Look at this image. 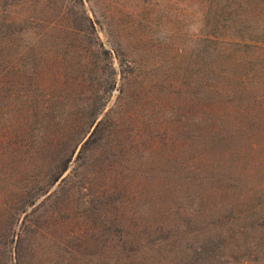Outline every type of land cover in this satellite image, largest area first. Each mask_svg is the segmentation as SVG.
<instances>
[{
    "label": "trees",
    "instance_id": "16d2710c",
    "mask_svg": "<svg viewBox=\"0 0 264 264\" xmlns=\"http://www.w3.org/2000/svg\"><path fill=\"white\" fill-rule=\"evenodd\" d=\"M77 4L84 2L0 0V258L6 264H264L263 239L246 236L245 244L238 234L264 229V54H221L213 73L190 67L196 71L184 86L179 80L171 86L166 75L170 85L157 95L160 66L144 77L142 64L120 58L116 65L121 48L105 47L95 21L78 19ZM118 75L121 99L104 112ZM196 76L207 81L196 85ZM130 103L147 118L162 111L157 140L151 139L160 159L153 191L152 145L141 136L135 149L143 158L135 193L145 196L143 204L113 214L88 209L87 202L82 209L62 186L48 194L68 177L74 157L88 162L100 151L108 157L98 158L99 170L116 163L125 137L140 135L128 130L132 116L123 118ZM162 194L166 200L157 204ZM76 207L82 215L73 214Z\"/></svg>",
    "mask_w": 264,
    "mask_h": 264
},
{
    "label": "rangeland",
    "instance_id": "374dc122",
    "mask_svg": "<svg viewBox=\"0 0 264 264\" xmlns=\"http://www.w3.org/2000/svg\"><path fill=\"white\" fill-rule=\"evenodd\" d=\"M83 2L84 5L77 4L75 8L78 19L86 22L84 17L92 18L96 24V34L105 47L114 50L121 48L120 55L114 54L116 65L120 58L125 65L142 64L144 77V74L148 75L149 67L160 66L157 69L158 80H163V83L157 88V95L162 96L163 91H166L164 85L173 86V81L179 80L177 83L179 86L186 85L191 80L192 73L196 71L190 67L201 70L212 67V73L215 72L216 68L222 65L221 54L249 56L264 54V0H83ZM48 42L53 41L49 38ZM126 44L130 47H125ZM70 49L74 50L72 47ZM203 57H209L207 64L204 63ZM166 75H170L168 79L172 83L166 81L168 80ZM196 77L197 80L192 79L196 85L197 81L201 83L207 81L201 76ZM120 78L121 76L118 75V86L113 92L107 93L108 102L104 112L115 107L121 99ZM127 83L126 88L132 92L137 83L134 80ZM172 104L169 100L168 108L172 107ZM125 108L127 111L123 118L132 116L128 130L133 127L134 132L132 129L131 132L140 135L130 140L129 136L125 137L124 153L114 158L116 163L110 169L108 163L105 168L99 170L96 167L97 162H100L98 158L105 156L100 151L94 153L93 159L88 162L83 159L78 161L74 157L70 169L65 174L68 177L58 182L48 194L62 186L61 188L64 187L62 192L67 193L73 200L77 199L78 202L81 200L82 209L87 202L88 209L104 208L113 214L118 211L119 214H124L143 204L145 196H141L143 198L141 199L135 194L141 185L142 175L139 167L143 158L137 156L135 149L137 144H141V136L145 137L146 141H143L146 142L145 145H152L148 163L153 170L149 172L148 181L155 185L148 187V190L153 191L159 184L157 170L154 169L159 168L160 159L156 151L154 152L151 139L157 140V133L160 130L158 122L162 111L158 109L151 111L150 117L147 118L146 111L140 112L139 106L136 107L133 103ZM169 119L173 121V117L170 116ZM87 167L90 172L86 174L89 175L88 183L83 177L84 168ZM166 167L170 166L166 164ZM95 173L104 180L96 181ZM131 184L129 193L124 194L122 191L126 185L129 188ZM114 191L116 193L113 195ZM45 197L46 195L41 197L39 202ZM166 197V194H162L157 204L165 201ZM92 199L94 201H91ZM121 206L125 209L120 210ZM73 214L83 213L76 207ZM244 231L246 235L238 234L243 239L245 237V244H249L246 236L254 243L258 238H262L261 242L264 243V229ZM4 262L6 264V260L0 258V264ZM244 264L252 263L247 260Z\"/></svg>",
    "mask_w": 264,
    "mask_h": 264
}]
</instances>
